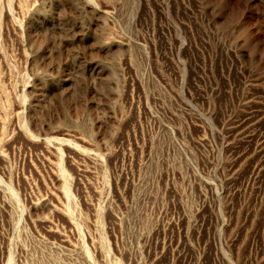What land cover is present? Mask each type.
<instances>
[{"label": "rangeland", "instance_id": "374dc122", "mask_svg": "<svg viewBox=\"0 0 264 264\" xmlns=\"http://www.w3.org/2000/svg\"><path fill=\"white\" fill-rule=\"evenodd\" d=\"M0 264H264V0H0Z\"/></svg>", "mask_w": 264, "mask_h": 264}]
</instances>
